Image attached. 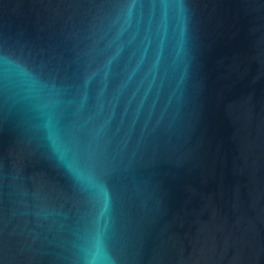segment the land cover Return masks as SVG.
<instances>
[{"label":"water","instance_id":"95a60500","mask_svg":"<svg viewBox=\"0 0 264 264\" xmlns=\"http://www.w3.org/2000/svg\"><path fill=\"white\" fill-rule=\"evenodd\" d=\"M0 264H264V0H0Z\"/></svg>","mask_w":264,"mask_h":264}]
</instances>
